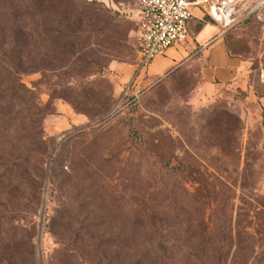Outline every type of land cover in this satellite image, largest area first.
Segmentation results:
<instances>
[{
	"label": "rangeland",
	"instance_id": "rangeland-1",
	"mask_svg": "<svg viewBox=\"0 0 264 264\" xmlns=\"http://www.w3.org/2000/svg\"><path fill=\"white\" fill-rule=\"evenodd\" d=\"M89 2L106 24L55 53L38 40L40 58L15 61L23 99L0 102V264H139L148 240L184 249L190 226L264 240V0H234L228 27L199 8L243 71L211 95L201 46L152 73L156 57L127 89L139 0Z\"/></svg>",
	"mask_w": 264,
	"mask_h": 264
},
{
	"label": "trees",
	"instance_id": "trees-1",
	"mask_svg": "<svg viewBox=\"0 0 264 264\" xmlns=\"http://www.w3.org/2000/svg\"><path fill=\"white\" fill-rule=\"evenodd\" d=\"M92 4L89 0H0V19L7 25V33H13L10 40L0 37V102L22 97L20 94L25 87L19 79L20 72L15 61L33 52L41 53V42L37 43L38 40L48 39L50 49L55 53L60 50L62 42V46L69 43L70 38L81 33L85 26L106 24V11L101 7L92 8ZM46 18L53 23L47 30L43 28ZM206 19L207 16L205 22ZM202 26L203 22L199 28ZM189 29L191 33V27ZM224 38L229 54L225 34ZM38 65H42V61ZM235 229L230 224L222 231L217 230V233H203L190 226L186 230L187 245L184 249L148 240L142 246L143 257L139 264H160L164 258L172 260L173 254L182 259L179 264H229L232 261L235 264H264V240H259L246 227L238 225ZM244 251L253 256L250 262H239Z\"/></svg>",
	"mask_w": 264,
	"mask_h": 264
},
{
	"label": "built area",
	"instance_id": "built-area-1",
	"mask_svg": "<svg viewBox=\"0 0 264 264\" xmlns=\"http://www.w3.org/2000/svg\"><path fill=\"white\" fill-rule=\"evenodd\" d=\"M234 0H139L138 26L135 32L138 51L133 80L156 57L165 54L179 42H186L190 36V21L194 8L208 6L209 14L224 27L231 26L235 18Z\"/></svg>",
	"mask_w": 264,
	"mask_h": 264
},
{
	"label": "crops",
	"instance_id": "crops-1",
	"mask_svg": "<svg viewBox=\"0 0 264 264\" xmlns=\"http://www.w3.org/2000/svg\"><path fill=\"white\" fill-rule=\"evenodd\" d=\"M198 11H200L199 8H194V17L190 21L191 33L194 34V37L189 45L187 47L180 46L169 49L165 55L153 61L150 71L152 73H160L164 69L172 67L183 56L193 52L197 46H201V51H204L209 57V65L204 69L203 75L205 77V91L211 95L216 90V86L213 84L216 80L222 83H229L233 79L240 77L243 71L239 74L236 73L237 69L235 68H238L240 63H237L238 60L236 58L229 56L221 27L214 23L205 22L204 18L199 16V13L197 14ZM201 22H203V26L199 28ZM210 40H212L211 43ZM241 63V65L246 67L244 61Z\"/></svg>",
	"mask_w": 264,
	"mask_h": 264
}]
</instances>
